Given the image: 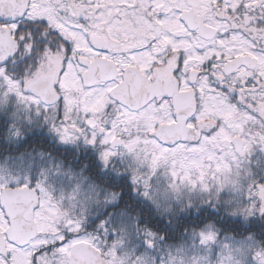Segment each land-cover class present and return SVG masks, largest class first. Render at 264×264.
I'll return each instance as SVG.
<instances>
[{
  "label": "snow or ice",
  "instance_id": "snow-or-ice-1",
  "mask_svg": "<svg viewBox=\"0 0 264 264\" xmlns=\"http://www.w3.org/2000/svg\"><path fill=\"white\" fill-rule=\"evenodd\" d=\"M0 264H264V0H0Z\"/></svg>",
  "mask_w": 264,
  "mask_h": 264
}]
</instances>
